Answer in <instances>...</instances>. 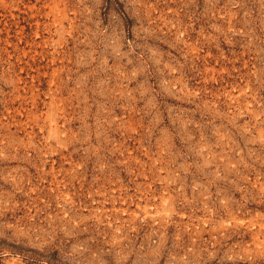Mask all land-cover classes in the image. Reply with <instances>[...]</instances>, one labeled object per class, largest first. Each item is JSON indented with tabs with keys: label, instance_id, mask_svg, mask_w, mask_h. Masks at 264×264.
Wrapping results in <instances>:
<instances>
[{
	"label": "rangeland",
	"instance_id": "1",
	"mask_svg": "<svg viewBox=\"0 0 264 264\" xmlns=\"http://www.w3.org/2000/svg\"><path fill=\"white\" fill-rule=\"evenodd\" d=\"M0 264H264V0H0Z\"/></svg>",
	"mask_w": 264,
	"mask_h": 264
}]
</instances>
